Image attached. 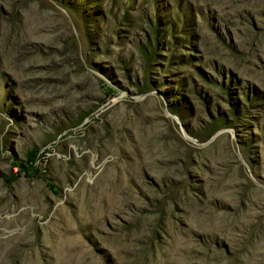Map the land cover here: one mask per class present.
<instances>
[{"label":"rangeland","instance_id":"1","mask_svg":"<svg viewBox=\"0 0 264 264\" xmlns=\"http://www.w3.org/2000/svg\"><path fill=\"white\" fill-rule=\"evenodd\" d=\"M0 264H264V0H0Z\"/></svg>","mask_w":264,"mask_h":264},{"label":"trees","instance_id":"2","mask_svg":"<svg viewBox=\"0 0 264 264\" xmlns=\"http://www.w3.org/2000/svg\"><path fill=\"white\" fill-rule=\"evenodd\" d=\"M33 154L32 153H28V159H32ZM17 165L21 168V169H25L26 168V162L24 161H18Z\"/></svg>","mask_w":264,"mask_h":264}]
</instances>
